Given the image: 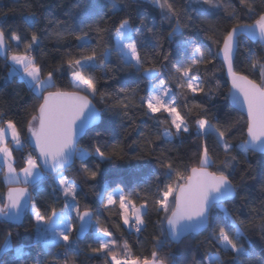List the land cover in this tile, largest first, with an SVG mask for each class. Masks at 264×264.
Listing matches in <instances>:
<instances>
[{"label": "snow or ice", "instance_id": "snow-or-ice-1", "mask_svg": "<svg viewBox=\"0 0 264 264\" xmlns=\"http://www.w3.org/2000/svg\"><path fill=\"white\" fill-rule=\"evenodd\" d=\"M147 2L159 9L161 23L169 25L170 31L163 37L169 46L185 30L189 33L177 45L175 59L171 47L166 49L163 42L153 46L145 37L147 32L152 39H161L156 26H148L142 16L138 17L140 25L135 27L130 15L120 19L115 27V43L109 45L107 36L111 26L107 21L125 12L129 8L128 0H83V3L73 5V9L82 13L74 24L61 28L63 22L49 20L57 26L48 34L49 39L58 45L69 38L76 43L64 46L59 65L46 73V62L38 59L42 36L34 30L35 21L25 18L29 39L18 30L8 28V13L0 12V21H3L0 22V56L8 62L9 75L19 76L38 101L26 116L27 136L22 135L17 121L7 118L0 110V171H4V182L8 186L6 192H0V218L5 222L18 221L28 210L38 238L45 246L63 248V264H75L74 258L83 251L78 241L89 230L96 245H87L89 259L98 258L103 264H170L159 251L164 247L162 237L180 241L188 233L209 228L211 231L203 243L215 251H208L200 264H264V247L257 252L245 232L246 228L257 232L264 241V199L258 207L251 208L254 215L250 219L234 218L224 207L226 202L240 195L247 180H256L257 175L260 191L264 194V164L257 172L247 162L249 152L264 154V56L245 48L248 68L251 74L258 72V80L235 68L242 34L264 44V0H238L235 5L233 0H195L194 4L192 0L187 3L181 0ZM25 6L31 7L30 0H25ZM221 12L234 22L224 31L222 46L215 36L216 27L209 21ZM241 14L254 17L253 22H236ZM194 28L202 29L211 43L194 39ZM212 46H216L215 55ZM150 48L154 51L150 52ZM113 56L119 62L114 69ZM217 58H222L226 65L233 103L246 112L247 138L239 144L231 142L228 121L210 115L206 104L196 102V97L209 95L205 91V78L200 75L201 66L212 64ZM110 70L114 74L125 70L134 72L140 82H147L144 94L141 95L138 88L108 90L99 87L95 73L100 71L107 76ZM203 71L207 73V67ZM57 74L67 75L74 91L58 88ZM96 96L101 98L104 109H97L93 104L92 98ZM190 98L192 107H189ZM193 109L198 111L190 121ZM137 112L163 127V131L155 135L157 140L163 137L170 143L173 136L190 133L194 124L197 138L203 141L197 160L190 167H177L176 161L164 150L160 155H154V149L149 151L163 169L155 176L154 191L151 178L145 186L127 192L119 184L111 187L101 182L105 174L101 165L127 155L118 142L110 143L106 138L113 131V117L135 123ZM91 125L96 127H89ZM86 128L94 133L89 142L91 150L79 147L78 137L87 134ZM140 135L148 145L153 143L151 135L146 136L143 132ZM210 136L215 137L216 147L225 156L214 171L210 170L214 164L207 140ZM25 146L32 151L22 157L18 169L14 152ZM240 154L248 166L237 184L234 182L237 169L233 162ZM70 171L84 178V183L106 211L116 210L122 225L137 233L147 227L149 209L155 211L156 224L160 227L159 235L153 237L155 244L150 256L135 255L127 240L114 238L113 231L91 204L81 206V198L86 194L80 183L69 178L67 173ZM43 179L50 181L53 195L63 200L61 211L57 212L52 203L46 202L42 206L34 197L33 191ZM242 199L251 204L246 194ZM213 209L223 213L215 225L210 223ZM257 219L259 223L255 222ZM113 227L120 229L121 225L113 224ZM11 238L12 233L8 232L0 252L12 247ZM16 252L20 256L23 249L17 248ZM0 264H3L2 260Z\"/></svg>", "mask_w": 264, "mask_h": 264}, {"label": "trees", "instance_id": "trees-1", "mask_svg": "<svg viewBox=\"0 0 264 264\" xmlns=\"http://www.w3.org/2000/svg\"><path fill=\"white\" fill-rule=\"evenodd\" d=\"M77 2L83 3V0H30L31 7L25 6V0H0V12L8 13L6 22L8 28L16 29L22 36L30 39V32L27 30L25 18H30L35 21L34 30L42 36L41 47L37 50V54L38 59L47 64V67L44 69L45 73L59 65L64 46L74 45L76 43L74 39L69 38L58 45L55 40L49 39L48 34L56 30L57 27L55 23L50 24L49 20L63 22L60 25L61 28L68 24H74L82 16V13L73 9V5ZM181 2L187 3L189 0H181ZM237 2L238 0H233L234 5ZM192 3L194 4L195 0H192ZM128 4L129 8L124 13L114 16L111 20L107 21V24L111 26L107 36L109 45L115 43V27L118 25L120 19L130 15L135 27L140 25L138 17L142 16L148 26H156L157 33L161 39H152L151 34L147 32L144 34L145 37L151 41L153 46H158L159 43L163 42L166 49L171 47L174 53L172 58L175 59V49L180 41L189 34L187 30H185L183 35L177 36L172 45L169 46L167 41L163 40V37L170 31V27L167 23H161L159 9L154 8L147 0H128ZM70 10L71 14H69ZM253 20L254 17L241 14L238 16L236 22L250 24ZM209 21L216 27L217 31L215 36L222 43L224 31L230 29L234 22L230 21L223 12L209 18ZM192 33L194 34L193 38L198 42L203 41L205 44L211 43L206 40L205 33L202 29L194 28L192 29ZM239 39L241 47L236 52L235 68L243 74L250 75V78L258 80V72L251 74L248 68L245 48L251 49L258 56H264V48L259 43L250 42L244 36H240ZM57 48L60 50L57 51ZM216 50V46H212L213 55H215ZM149 51H154V48H150ZM112 65L113 69L119 66V62L115 56L112 57ZM205 67L208 69L207 73L203 71ZM201 68L200 75L205 78V91L209 92V95L196 97V102L206 104L210 115H215L221 121H228L227 127L229 129L228 134L231 136V142L233 144H239L246 138V118L230 105L228 99V84L224 76L222 63L217 58L212 64L202 65ZM9 70L8 62L0 57V110L7 114V118L17 121L18 127L22 130V135L27 136L26 116L32 107L38 104V101L35 95L29 90L28 85L19 76L13 75L10 79L7 78ZM57 75L56 83L58 88L63 91H74L70 83V78L67 75ZM95 75L99 79L98 86L102 89L112 90L119 87L138 88L140 94L143 95L147 87V82H140L134 72L130 70L115 74L114 71L110 70L107 76H105V73L97 71ZM217 82H219V88H217ZM50 90L54 91L55 89ZM92 101L98 109H104L105 105L99 96L92 98ZM180 102L183 103V98H180ZM189 107H192L191 98ZM197 111L193 109L192 115L189 116L190 121ZM103 114L102 112L101 115ZM113 119V131L107 134L106 138L110 143L118 142L123 152L127 155L123 159H116L101 165L105 169V174L101 178L102 183H108L111 187L119 184L127 191L130 189L133 190L138 186H145V182L151 178L152 190L154 191L155 176L163 171L156 163L154 155H160L161 150H164L168 156L176 161L177 167L183 168L185 165L190 167L196 162L199 145L203 141L197 138L194 124L192 125L190 133L183 134L179 137L173 136L171 142L168 143L163 137L159 140L155 139V135L158 132H162L163 127L157 126L153 120L148 119L139 112L134 117L135 123L126 119L121 121L120 117H113ZM93 127H96V125ZM141 132L145 133L146 136L151 135L153 139L151 145H148L144 138L141 137ZM85 133L87 134H84L79 140V147L90 149L89 142L94 133L89 131V129ZM207 140L210 147V154L214 161L210 170L214 171L221 161L225 159V156L216 147L215 137L210 136ZM25 148L26 146L22 150L14 152L18 169L21 166L22 157L27 156L32 151L31 148ZM151 149L155 150L154 155L148 154ZM233 154L237 153L234 152ZM137 157L143 158L138 159ZM247 162L258 172L259 166L264 164V154L249 152ZM233 164L237 169L234 182L239 184L240 176L248 165L245 163V157L242 154L238 155V160L234 161ZM78 166L79 162L76 164V167ZM3 174L4 171H0V192H6L8 187L3 180ZM67 174L70 179H75L83 186V192L86 195L81 198L82 207L84 203L91 204L97 214L101 216L102 221L113 231L114 238L127 240L135 255L150 256L155 244L153 237L159 235L160 227L156 224L157 216L154 210L149 209L148 216L146 217L148 221L147 227L140 233L134 232L128 226L122 225V220L116 215V210L109 212L104 209L103 205L92 195L88 184L84 183L83 177L71 171ZM259 179L260 177L257 175L256 180H247L246 187L240 192V195L225 203L224 207L228 209L234 218L250 219L254 215L251 208L258 207L260 201L264 199V194L260 191ZM245 194L251 202L250 205L246 204L242 199ZM33 195L42 206L47 202L54 204L57 211H61L63 208V200H58L53 195L51 183L47 179L39 181V187L33 191ZM222 215L223 213L219 209H213L210 214V223L215 225L217 218ZM255 222L259 223L258 219ZM113 224H120L121 228L117 229L113 227ZM210 231L211 228L203 230L196 235H188L178 244H173L168 238L162 237L164 239V247L159 249L160 254L166 257L170 264H200V262L204 261L205 254L208 251H215L210 245L203 243ZM8 232L12 233V247L7 251L0 252V260L3 261V264H37V262L39 264H63V248H58L53 245L45 246V243L38 238L39 234L28 210L20 225H12L0 219V245L3 244L4 237ZM245 232L251 239L252 246L259 252L264 247V241L260 239L257 232L249 231L247 228ZM73 237H75V232L73 233ZM78 243L83 251L74 258L75 264H103V261L98 258H88L87 245L92 244L96 246L94 243V235L91 231L83 239L79 240ZM245 246L247 247V243ZM17 248L23 249L22 255H17Z\"/></svg>", "mask_w": 264, "mask_h": 264}, {"label": "water", "instance_id": "water-1", "mask_svg": "<svg viewBox=\"0 0 264 264\" xmlns=\"http://www.w3.org/2000/svg\"><path fill=\"white\" fill-rule=\"evenodd\" d=\"M241 36H244L246 39H248L250 42H252V43H259V45H261L263 48H264V44H261V42L258 40V39H250L249 38V36L248 35H246V34H242ZM221 46H222V43H221ZM2 59H4L3 58V56H0ZM219 60H220V62L222 63V66H223V69H224V76H225V78H226V80H227V84H228V99H229V102H230V105L235 109V110H237L238 112H240L241 114H243L244 116H245V118H246V112H244L240 107H239V105H237V104H234L233 103V101H232V98H231V96H230V89H231V81H230V77L228 76V73H227V68H226V65L223 63V61H222V58H218ZM67 92H72V91H67ZM93 102V101H92ZM94 104V103H93ZM95 105V104H94ZM95 107L97 108V106L95 105ZM98 109V108H97ZM93 126H95V125H91V126H89V127H93ZM88 130V128H86L85 129V132ZM84 134L82 133L79 137H78V141L82 138V136H83ZM246 138H247V136H246ZM245 138V139H246ZM261 154V153H260ZM21 187L23 186V185H20ZM6 191H7V189H6ZM26 211L27 210H25V212L21 215V218H20V220H18V221H7V223H9V224H12V225H20L21 223H22V221H23V218H24V215H25V213H26ZM1 220H2V218H0ZM164 227L166 228L167 227V225H166V223H165V225H164ZM90 231V230H89ZM88 231V232H89ZM201 231H203V229L201 230ZM200 231V232H201ZM88 232H85L81 237H80V240L81 239H83L87 234H88ZM199 232V233H200ZM196 234H198L197 232H192V233H188V234H186L183 238H185L186 236H188V235H196ZM75 235H76V233H75ZM182 238V239H183ZM169 240H170V242L171 243H173V244H178L180 241H173V240H171L170 238H168Z\"/></svg>", "mask_w": 264, "mask_h": 264}, {"label": "rangeland", "instance_id": "rangeland-1", "mask_svg": "<svg viewBox=\"0 0 264 264\" xmlns=\"http://www.w3.org/2000/svg\"><path fill=\"white\" fill-rule=\"evenodd\" d=\"M9 72H10V70H9ZM9 72H8V74H7V78H8V79H10V78L14 75V74H13V75L10 76V75H9ZM25 149H29V147L26 146ZM3 180H4V174H3ZM131 190H132V189L127 190V191H131ZM127 191H126V192H127ZM137 203H139V201H137ZM57 212H59V211H57ZM73 215H74V213H73Z\"/></svg>", "mask_w": 264, "mask_h": 264}, {"label": "built area", "instance_id": "built-area-1", "mask_svg": "<svg viewBox=\"0 0 264 264\" xmlns=\"http://www.w3.org/2000/svg\"><path fill=\"white\" fill-rule=\"evenodd\" d=\"M131 230H133L134 232H136L134 229H131Z\"/></svg>", "mask_w": 264, "mask_h": 264}]
</instances>
